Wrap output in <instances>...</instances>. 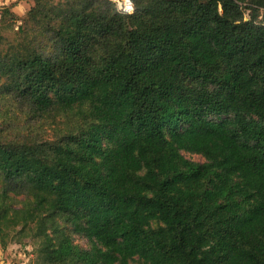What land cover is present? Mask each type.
Segmentation results:
<instances>
[{
    "label": "trees",
    "instance_id": "obj_1",
    "mask_svg": "<svg viewBox=\"0 0 264 264\" xmlns=\"http://www.w3.org/2000/svg\"><path fill=\"white\" fill-rule=\"evenodd\" d=\"M32 1L0 6V91L77 121L44 141L0 128L1 246L35 239L34 264H264V0Z\"/></svg>",
    "mask_w": 264,
    "mask_h": 264
},
{
    "label": "rangeland",
    "instance_id": "obj_2",
    "mask_svg": "<svg viewBox=\"0 0 264 264\" xmlns=\"http://www.w3.org/2000/svg\"><path fill=\"white\" fill-rule=\"evenodd\" d=\"M112 1L117 5L119 10L123 8L124 3L122 0ZM33 5L34 2L32 1L31 7ZM1 12L2 10L0 9V20ZM24 17L25 15L21 18ZM248 18L249 15L247 12L246 19ZM259 20L264 21V9L261 10ZM20 24L21 21H18L15 26H19ZM14 36L13 29L9 27L6 22H0V43L8 44ZM76 121L71 117H57L55 119L48 118L41 120L32 118L19 103L9 96L2 95L0 91V128L5 129L3 134L10 140L19 142L54 140L60 135L65 134L68 128H73L76 125ZM184 156L195 162H205L204 157L201 155L184 153ZM13 233L14 232L6 239V247L10 246L14 251L23 253L22 259H25L27 264H34L36 260L37 241L31 237H14ZM75 240L76 243L80 244L82 247H88V241L85 238L76 235Z\"/></svg>",
    "mask_w": 264,
    "mask_h": 264
},
{
    "label": "crops",
    "instance_id": "obj_3",
    "mask_svg": "<svg viewBox=\"0 0 264 264\" xmlns=\"http://www.w3.org/2000/svg\"><path fill=\"white\" fill-rule=\"evenodd\" d=\"M14 4L12 11L19 17H23L29 11L32 0H0V6ZM23 253L14 251L10 246L3 248L0 244V264H27ZM25 256V254H24Z\"/></svg>",
    "mask_w": 264,
    "mask_h": 264
},
{
    "label": "built area",
    "instance_id": "obj_4",
    "mask_svg": "<svg viewBox=\"0 0 264 264\" xmlns=\"http://www.w3.org/2000/svg\"><path fill=\"white\" fill-rule=\"evenodd\" d=\"M122 1L124 3V6L123 8H121V10L126 14H132L134 12V6L131 0H122Z\"/></svg>",
    "mask_w": 264,
    "mask_h": 264
},
{
    "label": "bare ground",
    "instance_id": "obj_5",
    "mask_svg": "<svg viewBox=\"0 0 264 264\" xmlns=\"http://www.w3.org/2000/svg\"><path fill=\"white\" fill-rule=\"evenodd\" d=\"M128 4V3H127Z\"/></svg>",
    "mask_w": 264,
    "mask_h": 264
}]
</instances>
